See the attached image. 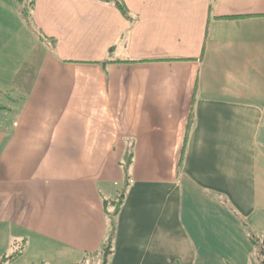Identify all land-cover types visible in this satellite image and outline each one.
Wrapping results in <instances>:
<instances>
[{
  "label": "crops",
  "instance_id": "0c3cea01",
  "mask_svg": "<svg viewBox=\"0 0 264 264\" xmlns=\"http://www.w3.org/2000/svg\"><path fill=\"white\" fill-rule=\"evenodd\" d=\"M123 1L0 0V264H251L264 0Z\"/></svg>",
  "mask_w": 264,
  "mask_h": 264
},
{
  "label": "trees",
  "instance_id": "16d2710c",
  "mask_svg": "<svg viewBox=\"0 0 264 264\" xmlns=\"http://www.w3.org/2000/svg\"><path fill=\"white\" fill-rule=\"evenodd\" d=\"M20 6V9H21V13H22V16L25 20V22L29 25V26H33V12H34V9H35V6H36V2L37 0H16ZM102 1H105V2H111L113 3L116 7H118V9H120V11L126 16V17H130V12L126 6V4L124 3L123 0H102ZM132 164V153L130 152L127 156H126V159L125 161L123 162V166L125 168V172H126V177H125V186L127 187L128 185V182H129V168ZM124 197H125V190H123L120 195L110 201V200H107L106 201V206L108 207L107 209V212H108V217H109V220H110V233H109V237H108V247L109 248V251H110V245H111V241H112V237H113V232H114V229H115V219H116V216H117V213L119 212L120 210V207L122 206L123 204V201H124ZM106 248V249H107ZM261 253L264 255V240L262 242V251ZM261 264H264V259L262 261Z\"/></svg>",
  "mask_w": 264,
  "mask_h": 264
},
{
  "label": "rangeland",
  "instance_id": "374dc122",
  "mask_svg": "<svg viewBox=\"0 0 264 264\" xmlns=\"http://www.w3.org/2000/svg\"><path fill=\"white\" fill-rule=\"evenodd\" d=\"M254 256L255 258H253L251 264H261L264 259V255L260 252H256Z\"/></svg>",
  "mask_w": 264,
  "mask_h": 264
},
{
  "label": "water",
  "instance_id": "95a60500",
  "mask_svg": "<svg viewBox=\"0 0 264 264\" xmlns=\"http://www.w3.org/2000/svg\"><path fill=\"white\" fill-rule=\"evenodd\" d=\"M107 257H108V250H106L104 252V259H103V262L101 264H106L107 263Z\"/></svg>",
  "mask_w": 264,
  "mask_h": 264
}]
</instances>
